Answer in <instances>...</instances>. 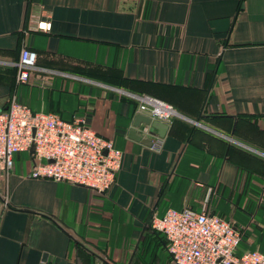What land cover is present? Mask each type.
<instances>
[{
	"label": "crops",
	"instance_id": "1",
	"mask_svg": "<svg viewBox=\"0 0 264 264\" xmlns=\"http://www.w3.org/2000/svg\"><path fill=\"white\" fill-rule=\"evenodd\" d=\"M43 21L47 33L36 29ZM24 48L36 68L18 85ZM126 94L179 117L150 120ZM12 98L64 121L84 116L122 162L97 194L32 179L29 152L15 155L0 172L10 205L0 264L131 263L141 242L170 261L165 237L146 225L169 209L242 228L237 257L264 252V0H0V111Z\"/></svg>",
	"mask_w": 264,
	"mask_h": 264
},
{
	"label": "built area",
	"instance_id": "2",
	"mask_svg": "<svg viewBox=\"0 0 264 264\" xmlns=\"http://www.w3.org/2000/svg\"><path fill=\"white\" fill-rule=\"evenodd\" d=\"M36 29L47 33L51 23L39 22ZM36 61L35 52L21 50L16 64L18 85L28 83ZM126 96L150 120L170 122L179 117L171 105L158 99ZM160 147L161 141L155 140L151 150L159 151ZM31 148L29 177L66 182L97 194H104L114 185L122 162V152L113 141L98 136L84 116L64 121L54 114L34 113L12 98L0 111V172L10 171L14 156ZM9 207L7 197L0 196V225L3 212ZM151 228L165 237L171 264H264V252H248L237 257L240 230L208 211L169 209L162 217L153 218Z\"/></svg>",
	"mask_w": 264,
	"mask_h": 264
},
{
	"label": "rangeland",
	"instance_id": "3",
	"mask_svg": "<svg viewBox=\"0 0 264 264\" xmlns=\"http://www.w3.org/2000/svg\"><path fill=\"white\" fill-rule=\"evenodd\" d=\"M26 106H28V105H26ZM238 229L241 232L243 231L242 228L238 227ZM151 256H154V255H151ZM159 256H160V258H158V260H155V258H152V257L150 258L149 256H147L145 250L143 249V242H141V247L136 252V255H135L133 261L131 263L129 262V258L130 257L128 255L127 257H125V259L120 264H170V261H168V259L165 256L164 252L159 251V254L156 257H159ZM110 264H112V263H110Z\"/></svg>",
	"mask_w": 264,
	"mask_h": 264
},
{
	"label": "water",
	"instance_id": "4",
	"mask_svg": "<svg viewBox=\"0 0 264 264\" xmlns=\"http://www.w3.org/2000/svg\"><path fill=\"white\" fill-rule=\"evenodd\" d=\"M146 123L149 124L150 123V120H148ZM32 153H33V148H31L30 151H29V154L30 155H32ZM152 220H153V214H150V216H149V218L147 220V224L146 225L149 226V227H151ZM43 263H44V261H43Z\"/></svg>",
	"mask_w": 264,
	"mask_h": 264
},
{
	"label": "trees",
	"instance_id": "5",
	"mask_svg": "<svg viewBox=\"0 0 264 264\" xmlns=\"http://www.w3.org/2000/svg\"><path fill=\"white\" fill-rule=\"evenodd\" d=\"M78 74H80V75H83L84 76V74L83 73H78ZM15 76H16V69H15ZM86 76V75H85ZM69 121H71V120H69Z\"/></svg>",
	"mask_w": 264,
	"mask_h": 264
}]
</instances>
